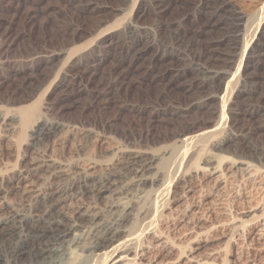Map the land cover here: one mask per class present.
Masks as SVG:
<instances>
[{
    "label": "rangeland",
    "instance_id": "1",
    "mask_svg": "<svg viewBox=\"0 0 264 264\" xmlns=\"http://www.w3.org/2000/svg\"><path fill=\"white\" fill-rule=\"evenodd\" d=\"M263 22L264 0H0V112L65 125L41 148L33 122L0 123V179L43 154L69 173L154 158L158 185L113 194L133 208L115 254L134 246L154 257L163 236L171 250L154 264H264V166L253 165L257 176L232 167L248 145L264 151ZM16 195L8 213L29 214ZM107 251L96 264L111 261ZM76 258L52 264L97 260Z\"/></svg>",
    "mask_w": 264,
    "mask_h": 264
},
{
    "label": "bare ground",
    "instance_id": "2",
    "mask_svg": "<svg viewBox=\"0 0 264 264\" xmlns=\"http://www.w3.org/2000/svg\"><path fill=\"white\" fill-rule=\"evenodd\" d=\"M261 30L263 33L264 22L262 23ZM35 114L36 112H22L21 116H15L8 119L7 116L0 112V123L5 125L7 124V126H9L11 122L19 121L23 123L25 128L31 127L33 125L31 134V139L33 141L32 145L40 146L41 148H48V146H50L51 140L56 136L58 137L59 133L65 130V125L55 121L47 122L42 119L34 120ZM30 124L31 126H29ZM243 134L244 138L248 136L246 133ZM233 135L227 136L223 140L220 139L217 142L216 147L218 146L219 149L223 148L230 141L237 139L236 135ZM61 137L62 136L60 135L58 138L62 139ZM37 148L38 147L35 149ZM245 153V156H247L246 159L248 161L245 158L240 159L241 161L239 160L233 163L234 166L232 165V167L243 170L246 173H252V176H257L258 173L255 174L254 172H257L258 170H256V167L253 165H256V162H258L260 166L261 164L264 166V151L260 149L258 145L250 144L248 145L247 151ZM44 155L45 157L47 156L46 154H43L42 161H37L35 159L37 162H31L32 164L26 172L21 173V171L20 174L15 175L11 178V180L8 181L0 179V264H52L55 256L58 258L62 257L65 260V258H71L73 254L79 258V260H82L80 259V257H82L83 260L85 259L84 261L97 257V260L94 262H88L89 264H96L98 257L101 256L100 253L103 255L105 254L106 256L105 252L116 245V243L121 240L122 236L127 233L126 225L131 222V217L133 216L132 206H125L123 198H120L122 196L113 199V194L123 195L124 193H127L133 183L150 182V185L153 187L156 184L158 185V183L161 181V178L159 179L155 176H157L159 170L157 173L155 172V175L153 173V171L157 170L158 164L155 165L154 158H151L152 160L149 158L146 160L145 157L141 155H135L133 158L130 157V160L127 159V162L118 169L115 168L98 173L96 171H90L91 169L85 170L79 168L81 170L69 173L70 167L69 170L67 169L68 171L64 167L66 163L63 166V163H59L57 160H54L51 157L44 158ZM219 171L220 170H218L216 167H210V169L207 170V175L212 176L211 178L215 177V179L218 180L220 178ZM11 193H15L20 197L22 196V198H26L29 203V210H26H28L29 214L25 212L27 215H18L13 213L15 212L13 210H11V212L13 211L12 213H8L10 211L7 209L8 206L6 207L5 205V199L7 200V196ZM208 202L212 204L215 202V200L213 202ZM217 202L219 201L217 200ZM209 203H206V205ZM101 206L105 207L104 210L103 208L102 210L99 209ZM259 208L260 207L257 209ZM207 210V214L203 212V214H206V220L211 218L212 214L214 213L212 212L214 209H209L207 207ZM250 211L252 212V210ZM216 213L217 211L215 214ZM257 217L259 220L260 217ZM193 220L195 219H192L191 221ZM215 221L216 220H214V222ZM203 225L200 226V228L203 227ZM216 225H218L217 221ZM213 226L215 227V225ZM219 226L220 225H218V227ZM216 228L217 227H215V229ZM83 229L86 232L88 231L87 237H89V241H87L88 243L86 246L82 245L83 242H81L78 237L80 235H77L78 231L80 230L84 232ZM237 229L238 228H236V230ZM74 231L77 232L74 234ZM83 235L85 234L83 233ZM83 235L80 237H83ZM153 235L155 236L156 234ZM158 238V242L156 241L157 244H154L157 247V252L154 254V257L149 256L151 254L149 251L143 250L141 248L140 250L138 248L135 249L133 248L134 246H131L132 248H127L124 253L122 252V254H115L116 252L114 253L113 251L117 248H112L111 253L110 251L107 252L110 253V256L113 253L114 255L111 261L106 264H154L157 261H155V258L158 255L162 256L163 253H169L171 250V248L168 246V238H164L163 236ZM86 240H88V238H86ZM124 240H122V242ZM75 251L78 253L77 255Z\"/></svg>",
    "mask_w": 264,
    "mask_h": 264
}]
</instances>
